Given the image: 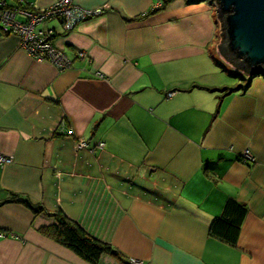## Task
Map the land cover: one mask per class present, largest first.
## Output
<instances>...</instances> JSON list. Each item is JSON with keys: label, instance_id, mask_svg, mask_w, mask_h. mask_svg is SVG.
<instances>
[{"label": "crops", "instance_id": "crops-1", "mask_svg": "<svg viewBox=\"0 0 264 264\" xmlns=\"http://www.w3.org/2000/svg\"><path fill=\"white\" fill-rule=\"evenodd\" d=\"M73 1L102 12L68 31L37 26L70 67L0 27V153L13 158L0 164V264H93L4 202L11 193L122 254L98 264H264V75L220 54L215 2ZM228 199L247 207L236 244L210 229Z\"/></svg>", "mask_w": 264, "mask_h": 264}, {"label": "built area", "instance_id": "built-area-1", "mask_svg": "<svg viewBox=\"0 0 264 264\" xmlns=\"http://www.w3.org/2000/svg\"><path fill=\"white\" fill-rule=\"evenodd\" d=\"M161 6V0L157 7ZM102 12V8L86 9L74 3L73 0H56L44 9H34L22 0H15L10 3L8 0H0V27L7 33H14L21 39L22 46L37 59H47L54 63L59 69H64L72 65V60L52 42L53 30L44 31L37 29L38 25L59 19L65 31L76 27L83 20ZM18 14L25 17L19 20ZM79 56H85L80 52ZM173 93H169L171 96ZM86 141H80L78 147H86ZM100 146L102 143L99 144ZM245 158L253 159L249 151H245ZM13 162L12 156L0 153V164L6 165ZM133 264H144L141 261H132Z\"/></svg>", "mask_w": 264, "mask_h": 264}, {"label": "trees", "instance_id": "trees-1", "mask_svg": "<svg viewBox=\"0 0 264 264\" xmlns=\"http://www.w3.org/2000/svg\"><path fill=\"white\" fill-rule=\"evenodd\" d=\"M172 1L174 0H161V6L154 11L166 8ZM225 90H235V88ZM12 201L23 202L33 209L36 215L34 222L36 229L54 241L68 247L84 260L98 264L103 254H110L118 259H123L118 249L87 233L61 210L49 212L42 204L32 202L28 197H21L17 193H11V196L4 200V202ZM246 214V205L235 199H228L222 214L211 223V233L229 243L236 244Z\"/></svg>", "mask_w": 264, "mask_h": 264}, {"label": "water", "instance_id": "water-1", "mask_svg": "<svg viewBox=\"0 0 264 264\" xmlns=\"http://www.w3.org/2000/svg\"><path fill=\"white\" fill-rule=\"evenodd\" d=\"M211 1L222 26L220 54L235 69L264 75V0Z\"/></svg>", "mask_w": 264, "mask_h": 264}, {"label": "rangeland", "instance_id": "rangeland-1", "mask_svg": "<svg viewBox=\"0 0 264 264\" xmlns=\"http://www.w3.org/2000/svg\"><path fill=\"white\" fill-rule=\"evenodd\" d=\"M215 5L217 6V4L215 3ZM220 21V20H219ZM221 22V21H220ZM221 25V24H220ZM222 36H223V34H222ZM223 38V37H222Z\"/></svg>", "mask_w": 264, "mask_h": 264}]
</instances>
